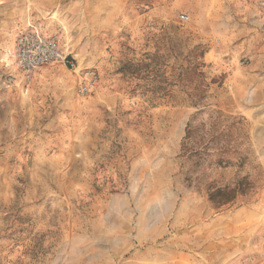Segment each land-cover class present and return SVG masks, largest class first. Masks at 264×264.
Returning <instances> with one entry per match:
<instances>
[{
    "label": "rangeland",
    "instance_id": "obj_1",
    "mask_svg": "<svg viewBox=\"0 0 264 264\" xmlns=\"http://www.w3.org/2000/svg\"><path fill=\"white\" fill-rule=\"evenodd\" d=\"M0 264H264V0H0Z\"/></svg>",
    "mask_w": 264,
    "mask_h": 264
},
{
    "label": "built area",
    "instance_id": "obj_2",
    "mask_svg": "<svg viewBox=\"0 0 264 264\" xmlns=\"http://www.w3.org/2000/svg\"><path fill=\"white\" fill-rule=\"evenodd\" d=\"M16 62L18 68L26 74H32L41 67L53 63L70 65L67 55L55 41L34 32L24 34L17 40Z\"/></svg>",
    "mask_w": 264,
    "mask_h": 264
},
{
    "label": "trees",
    "instance_id": "obj_3",
    "mask_svg": "<svg viewBox=\"0 0 264 264\" xmlns=\"http://www.w3.org/2000/svg\"><path fill=\"white\" fill-rule=\"evenodd\" d=\"M193 139V133L191 130L187 129L185 140L188 141ZM248 190V187H242V183L238 182V185L234 188H209L208 192V200L214 205L216 208L224 206L233 202L236 199L237 195H242Z\"/></svg>",
    "mask_w": 264,
    "mask_h": 264
},
{
    "label": "bare ground",
    "instance_id": "obj_4",
    "mask_svg": "<svg viewBox=\"0 0 264 264\" xmlns=\"http://www.w3.org/2000/svg\"><path fill=\"white\" fill-rule=\"evenodd\" d=\"M27 27L28 28H30V29H32V30H34L35 32L34 33H37V31H38V28H36L35 26H32L31 24H29L28 23V25H27ZM64 30V29H63ZM11 57H12V55H11ZM74 57H76V54L74 55ZM13 58L14 57H12V58H9V57H7V56H5V63L9 66V65H12L13 66Z\"/></svg>",
    "mask_w": 264,
    "mask_h": 264
}]
</instances>
